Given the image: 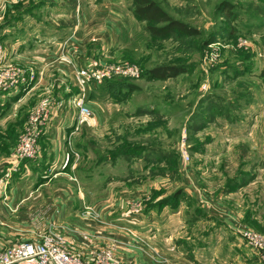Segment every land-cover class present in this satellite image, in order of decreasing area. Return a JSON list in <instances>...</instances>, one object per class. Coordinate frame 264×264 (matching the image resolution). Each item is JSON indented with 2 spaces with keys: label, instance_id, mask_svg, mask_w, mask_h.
Segmentation results:
<instances>
[{
  "label": "rangeland",
  "instance_id": "374dc122",
  "mask_svg": "<svg viewBox=\"0 0 264 264\" xmlns=\"http://www.w3.org/2000/svg\"><path fill=\"white\" fill-rule=\"evenodd\" d=\"M22 1L10 0V6L0 10L2 19L12 23L11 31L23 21L27 38L37 28L48 29L51 20L45 18V6ZM148 1L166 21L141 17L133 0L71 1L77 14L83 12V27L93 33L100 30L103 40L83 39V62L121 60L143 71L137 79L90 84L92 114L80 120L83 176L103 156L150 155L149 177L132 183L144 187L164 174L167 182L152 185L148 195L137 191L130 196L129 211L174 207L177 199L199 220L215 222V233L206 224L189 229L194 238L208 233V243L194 245V254L183 259L179 255L176 264H264L261 254L234 229L241 224L264 232V59L255 57L251 38L246 37L252 32L235 23V0ZM74 16L67 24L75 23ZM148 24L159 29L179 24L185 29L175 26L153 35ZM239 38H247V44L237 46ZM243 62H251L250 68ZM170 66L179 72H168ZM45 71L49 83L57 80L56 71ZM47 87L39 88V99L54 98L53 88L50 92ZM70 87L72 96L78 91L76 80ZM162 244L173 252L168 243Z\"/></svg>",
  "mask_w": 264,
  "mask_h": 264
},
{
  "label": "crops",
  "instance_id": "0c3cea01",
  "mask_svg": "<svg viewBox=\"0 0 264 264\" xmlns=\"http://www.w3.org/2000/svg\"><path fill=\"white\" fill-rule=\"evenodd\" d=\"M31 1L33 7L35 2L45 6V18L51 20L48 29L37 28L27 38V22L22 20V27L11 31L12 23L2 15L0 19L4 62L31 68L41 75L31 88L0 92V250L17 241H36L52 228L67 236L69 248L78 252L84 262H90L93 252L109 244L115 246L117 259L126 264H176L179 255L181 259L189 258L190 252L194 254V245L204 247L208 243V233L194 238L189 229L206 224L215 233V222L199 220L201 217L196 212L192 215L186 202L177 199L174 207L150 205L142 213L129 211L127 203L137 191L138 195H148L152 185L167 182L164 174L155 176L154 183L144 187L132 183L149 177L150 155L103 156L83 176V117L78 116L72 103L75 94L69 96V89L76 80L74 67L88 60L83 62V39L94 36L101 43V31L93 33L83 27V12L76 13L72 0ZM235 2L239 5L235 23L252 32L250 36L243 35L251 38L255 57L263 60L258 53L264 38V0ZM6 6H10V0H0V10ZM73 14L76 24H67ZM27 16L33 18L32 14ZM247 38L243 39L248 42ZM243 64L250 68L251 62ZM46 68L56 71L55 82L47 81ZM45 86L47 90L53 88L54 98L48 97L52 104L38 139V156L15 162L12 148L24 129L25 118L46 98L37 97L39 88ZM209 235L212 237V233ZM164 242L173 252L161 248Z\"/></svg>",
  "mask_w": 264,
  "mask_h": 264
},
{
  "label": "built area",
  "instance_id": "2783aa9c",
  "mask_svg": "<svg viewBox=\"0 0 264 264\" xmlns=\"http://www.w3.org/2000/svg\"><path fill=\"white\" fill-rule=\"evenodd\" d=\"M1 19V15H0ZM66 43V42H65ZM247 41L240 38L238 46L246 45ZM4 46L0 43V92H9L18 87L31 88L40 80L37 73L25 69L12 62H4ZM259 56L264 58V38L261 41ZM141 68L133 63L121 60L108 61L92 58L85 65L74 67L73 73L78 85V91L72 98L74 108L79 117L91 116L88 101L90 84H99L111 79H137L141 76ZM52 104L46 97L31 110L24 124V129L11 151V157L16 162L32 160L38 156V139L43 131ZM134 212H138L135 208ZM235 231L253 249L261 254L264 260V232L255 231L244 225L234 226ZM0 264H126L117 259L115 246L109 244L97 249L92 254L90 262H84L81 255L70 249L67 236L48 228L40 234L36 241L22 240L9 244L0 250Z\"/></svg>",
  "mask_w": 264,
  "mask_h": 264
},
{
  "label": "trees",
  "instance_id": "16d2710c",
  "mask_svg": "<svg viewBox=\"0 0 264 264\" xmlns=\"http://www.w3.org/2000/svg\"><path fill=\"white\" fill-rule=\"evenodd\" d=\"M135 5L137 6V10L140 12V14H142L141 17H144L145 19H149V20H155V21H166L167 18H165L162 15L161 13H158L156 12V8H150V4H148V0H133ZM181 27V28H184L185 29V26H182V25H171L169 24V26H166L164 27L163 29H159V28H156L154 26H151V24H148L147 28L148 30L153 34V35H161L163 33H166L168 32L169 30H171L173 27ZM169 71L168 72H174V73H177L179 72V70L177 68H173V66H170L168 67ZM142 70V69H141ZM143 72V71H142ZM141 72V73H142ZM165 202L167 201V198L164 200Z\"/></svg>",
  "mask_w": 264,
  "mask_h": 264
}]
</instances>
